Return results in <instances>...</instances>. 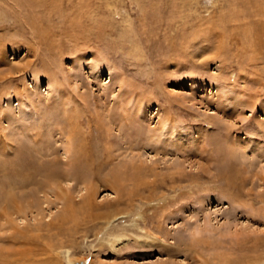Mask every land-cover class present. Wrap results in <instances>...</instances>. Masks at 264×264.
Here are the masks:
<instances>
[{"label":"rangeland","instance_id":"1","mask_svg":"<svg viewBox=\"0 0 264 264\" xmlns=\"http://www.w3.org/2000/svg\"><path fill=\"white\" fill-rule=\"evenodd\" d=\"M0 264H264V0H0Z\"/></svg>","mask_w":264,"mask_h":264},{"label":"bare ground","instance_id":"2","mask_svg":"<svg viewBox=\"0 0 264 264\" xmlns=\"http://www.w3.org/2000/svg\"><path fill=\"white\" fill-rule=\"evenodd\" d=\"M71 132H73V131H71ZM68 140L66 141V143H65V146H66V149H65V152L67 153V152H70L71 151V149H72V147H74L75 145H74V143H73V138H72V140H70V138H67ZM76 142V141H75ZM80 145V144H79Z\"/></svg>","mask_w":264,"mask_h":264}]
</instances>
